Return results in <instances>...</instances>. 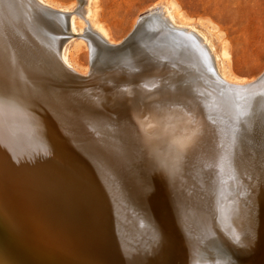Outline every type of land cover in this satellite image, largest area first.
<instances>
[{
	"label": "bare ground",
	"instance_id": "obj_1",
	"mask_svg": "<svg viewBox=\"0 0 264 264\" xmlns=\"http://www.w3.org/2000/svg\"><path fill=\"white\" fill-rule=\"evenodd\" d=\"M84 2L0 0V264H264V74L175 0L119 42Z\"/></svg>",
	"mask_w": 264,
	"mask_h": 264
},
{
	"label": "rangeland",
	"instance_id": "obj_2",
	"mask_svg": "<svg viewBox=\"0 0 264 264\" xmlns=\"http://www.w3.org/2000/svg\"><path fill=\"white\" fill-rule=\"evenodd\" d=\"M53 1L64 6L74 0ZM84 1L79 5L81 9L85 7ZM157 1L98 0L99 18L108 28L111 37L119 42L133 30L148 7ZM175 1L187 16L202 19L217 27L229 46L230 70L234 75L250 79L264 71V0ZM92 33L86 22L81 38L84 41L73 45L71 52L73 62L84 71L89 70L91 64L103 53Z\"/></svg>",
	"mask_w": 264,
	"mask_h": 264
},
{
	"label": "snow or ice",
	"instance_id": "obj_3",
	"mask_svg": "<svg viewBox=\"0 0 264 264\" xmlns=\"http://www.w3.org/2000/svg\"><path fill=\"white\" fill-rule=\"evenodd\" d=\"M241 115L244 116L249 115L248 110L242 112ZM185 116L187 118L186 120L187 126L183 129L181 137L176 142L183 150L187 151L196 144L201 134V127L199 126V123L194 114L185 113Z\"/></svg>",
	"mask_w": 264,
	"mask_h": 264
},
{
	"label": "water",
	"instance_id": "obj_4",
	"mask_svg": "<svg viewBox=\"0 0 264 264\" xmlns=\"http://www.w3.org/2000/svg\"><path fill=\"white\" fill-rule=\"evenodd\" d=\"M136 25H137V24H135L133 30H131V31H130V32L124 37L123 40L127 39V38L133 33L134 29L136 28ZM263 74H264V71H263V72L257 77L256 80H258Z\"/></svg>",
	"mask_w": 264,
	"mask_h": 264
}]
</instances>
